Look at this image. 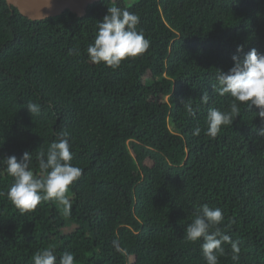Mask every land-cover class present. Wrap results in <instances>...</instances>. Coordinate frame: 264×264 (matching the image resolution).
I'll return each instance as SVG.
<instances>
[{
  "label": "trees",
  "instance_id": "1",
  "mask_svg": "<svg viewBox=\"0 0 264 264\" xmlns=\"http://www.w3.org/2000/svg\"><path fill=\"white\" fill-rule=\"evenodd\" d=\"M112 6L136 14L150 42L117 68L86 53ZM251 48L264 53V0H98L82 16L36 20L0 0V264H33L45 248L75 264H206L201 241L185 235L203 204L222 210L218 227L240 248L233 261L223 245L219 264H264V119L241 104L232 124L206 134L208 109L232 99L212 90L217 69ZM62 130L82 169L72 207L42 200L21 212L2 159L32 153L39 176L36 153Z\"/></svg>",
  "mask_w": 264,
  "mask_h": 264
},
{
  "label": "clouds",
  "instance_id": "2",
  "mask_svg": "<svg viewBox=\"0 0 264 264\" xmlns=\"http://www.w3.org/2000/svg\"><path fill=\"white\" fill-rule=\"evenodd\" d=\"M48 2L50 4V0ZM138 24L139 17L136 14L117 6L108 7L107 14L96 25L94 41L86 48L90 62L117 68L126 58L144 53L150 42L143 31L137 30ZM242 51L243 48L238 46L237 52ZM69 54L79 55V49H69ZM232 60L233 66L227 71L217 69L215 83L211 85L219 96L228 95L232 98L226 111L215 107L208 109L206 134L212 138L217 136L221 126L232 124L234 118L239 116L241 104L246 103L250 108L257 109L259 118L264 119V53L251 48L243 58L233 55ZM208 101V92H202L201 102L207 104ZM181 103L189 112L192 111L190 101L185 103L181 100ZM26 108L31 116L40 112V106L31 101ZM200 131L196 127L193 135H199ZM261 134H264V130ZM72 158L69 133L65 130L57 132L56 139L49 144L46 152L40 150L36 153L39 176L30 167L32 153L25 151L19 159L14 155L3 158L5 171L14 181L8 188L7 198L21 212L35 209L42 200H55L67 212L72 207L67 196L69 186L82 174V169L71 163ZM223 220L224 215L219 207L203 204L196 209L194 219L185 228L188 241H201L206 264H219V257L226 254L225 244L231 247L232 260L239 259L238 242L218 227ZM117 251L120 249L117 248ZM32 260L33 264H75L73 253L65 251L58 257L52 248L37 251Z\"/></svg>",
  "mask_w": 264,
  "mask_h": 264
},
{
  "label": "water",
  "instance_id": "3",
  "mask_svg": "<svg viewBox=\"0 0 264 264\" xmlns=\"http://www.w3.org/2000/svg\"><path fill=\"white\" fill-rule=\"evenodd\" d=\"M14 6L20 14L29 19H43L60 14L64 10L75 12L78 16L85 14L90 3L98 0H5Z\"/></svg>",
  "mask_w": 264,
  "mask_h": 264
},
{
  "label": "rangeland",
  "instance_id": "4",
  "mask_svg": "<svg viewBox=\"0 0 264 264\" xmlns=\"http://www.w3.org/2000/svg\"><path fill=\"white\" fill-rule=\"evenodd\" d=\"M126 1H127V2H131L132 0H126ZM59 207H60V208H61V207L63 208L64 206L59 204ZM62 208H61V209H62Z\"/></svg>",
  "mask_w": 264,
  "mask_h": 264
}]
</instances>
